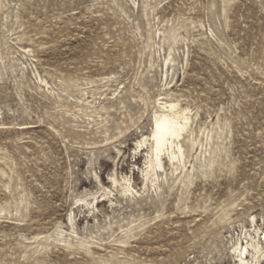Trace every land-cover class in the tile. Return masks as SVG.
Returning <instances> with one entry per match:
<instances>
[{
    "label": "rangeland",
    "instance_id": "374dc122",
    "mask_svg": "<svg viewBox=\"0 0 264 264\" xmlns=\"http://www.w3.org/2000/svg\"><path fill=\"white\" fill-rule=\"evenodd\" d=\"M160 102L187 119L157 166ZM250 242L264 264V0H0V264Z\"/></svg>",
    "mask_w": 264,
    "mask_h": 264
},
{
    "label": "bare ground",
    "instance_id": "6f19581e",
    "mask_svg": "<svg viewBox=\"0 0 264 264\" xmlns=\"http://www.w3.org/2000/svg\"><path fill=\"white\" fill-rule=\"evenodd\" d=\"M161 107L163 110L160 111L154 118V128L151 134L153 145H154V158L155 163L157 166L160 164V160L158 158V154L161 152V150L166 146L167 144L172 145L174 139H176L180 132L184 129V124L180 123L178 121L179 118L181 119H187L183 114H173L170 115L164 111L166 107H171V105H166V102H160ZM177 155L183 156V150L180 145H177L176 148ZM181 156V157H182ZM152 161L149 162V167L152 166ZM152 169V167H151ZM150 169V170H151ZM252 249L255 253H258L260 251L258 243H252L249 244L246 243V245L243 247L242 245H239L236 247L237 251V264H251L248 257L249 254V248Z\"/></svg>",
    "mask_w": 264,
    "mask_h": 264
}]
</instances>
